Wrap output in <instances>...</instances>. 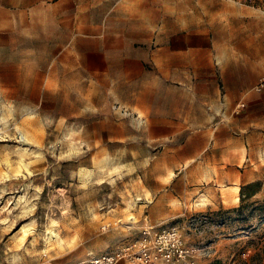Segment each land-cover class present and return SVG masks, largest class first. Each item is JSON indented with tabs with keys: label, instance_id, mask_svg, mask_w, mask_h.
Listing matches in <instances>:
<instances>
[{
	"label": "crops",
	"instance_id": "0c3cea01",
	"mask_svg": "<svg viewBox=\"0 0 264 264\" xmlns=\"http://www.w3.org/2000/svg\"><path fill=\"white\" fill-rule=\"evenodd\" d=\"M259 1L0 0L1 98L104 84L120 108L143 111L170 180L191 167L253 179L264 166Z\"/></svg>",
	"mask_w": 264,
	"mask_h": 264
},
{
	"label": "rangeland",
	"instance_id": "374dc122",
	"mask_svg": "<svg viewBox=\"0 0 264 264\" xmlns=\"http://www.w3.org/2000/svg\"><path fill=\"white\" fill-rule=\"evenodd\" d=\"M45 86L40 101L0 95V264L79 263L146 225L176 226L193 264H264V166L253 179L191 167L170 180L142 110L120 108L97 82ZM255 182L237 210L233 188L240 197Z\"/></svg>",
	"mask_w": 264,
	"mask_h": 264
},
{
	"label": "built area",
	"instance_id": "2783aa9c",
	"mask_svg": "<svg viewBox=\"0 0 264 264\" xmlns=\"http://www.w3.org/2000/svg\"><path fill=\"white\" fill-rule=\"evenodd\" d=\"M2 135L3 130L0 128V137ZM195 252L196 249L185 245L176 226L159 230L146 225L139 231L137 238L120 249L108 254L93 255L73 264H118L122 260L131 264H193Z\"/></svg>",
	"mask_w": 264,
	"mask_h": 264
},
{
	"label": "trees",
	"instance_id": "16d2710c",
	"mask_svg": "<svg viewBox=\"0 0 264 264\" xmlns=\"http://www.w3.org/2000/svg\"><path fill=\"white\" fill-rule=\"evenodd\" d=\"M256 185H259V182L250 183V184H248L246 186H241L240 187V203H241V205L237 208V210L242 208L243 204L246 202V198H248L250 196V194H247L245 192V190H247L248 188H252V187H254Z\"/></svg>",
	"mask_w": 264,
	"mask_h": 264
},
{
	"label": "bare ground",
	"instance_id": "6f19581e",
	"mask_svg": "<svg viewBox=\"0 0 264 264\" xmlns=\"http://www.w3.org/2000/svg\"><path fill=\"white\" fill-rule=\"evenodd\" d=\"M23 136H21V138H22ZM22 150V149H21ZM238 190H239V187L238 186H235L234 188H233V191H234V193L235 194H233V200L234 201H239L240 200V197H239V195L237 194V192H238ZM199 199H201V198H199ZM202 201H204V200H202ZM200 203V202H199ZM53 235L54 234H51V236L53 237ZM15 259V258H14Z\"/></svg>",
	"mask_w": 264,
	"mask_h": 264
}]
</instances>
